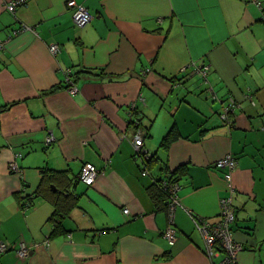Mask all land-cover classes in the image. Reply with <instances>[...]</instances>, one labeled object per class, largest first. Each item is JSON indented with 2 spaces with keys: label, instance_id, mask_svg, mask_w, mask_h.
<instances>
[{
  "label": "crops",
  "instance_id": "obj_1",
  "mask_svg": "<svg viewBox=\"0 0 264 264\" xmlns=\"http://www.w3.org/2000/svg\"><path fill=\"white\" fill-rule=\"evenodd\" d=\"M13 1L0 0V264H217L194 219H219L228 185L212 164L226 153L237 264H264V0ZM77 5L91 15L82 27ZM193 65H208V84ZM230 97L239 107L225 123ZM85 163L98 170L89 186L77 180ZM44 168L66 172L74 201L52 236L53 203L35 195ZM170 176L173 244L148 191Z\"/></svg>",
  "mask_w": 264,
  "mask_h": 264
},
{
  "label": "built area",
  "instance_id": "obj_2",
  "mask_svg": "<svg viewBox=\"0 0 264 264\" xmlns=\"http://www.w3.org/2000/svg\"><path fill=\"white\" fill-rule=\"evenodd\" d=\"M25 3V0H14L9 4L10 8L15 7L16 5H22ZM256 4L260 6V2L256 1ZM72 19L74 23L82 27L86 25L91 20V15L88 10L82 6L77 5L72 12ZM2 43L0 42V47ZM57 50L56 45L51 46V51L55 52ZM185 68H180L181 72H184ZM193 70L200 74L202 78L203 84H208V80L206 78L208 65H193ZM70 70L67 71V75L69 76ZM207 89L209 91L212 90L211 86H208ZM75 88L71 86L69 88L70 93H74ZM246 98L251 100V95L246 94ZM239 107V104L233 99L228 98L226 102L222 104V108L220 111V118L223 122H228L229 115L232 114L235 108ZM45 144H51L55 141V137L52 133H47L44 137ZM143 138L141 136V130L138 129L135 131L133 136V145L137 150V153H140L144 159H147V154H145L144 150L141 151L140 148L142 146ZM147 152V151H146ZM19 155V154H17ZM237 161L236 158L230 154L226 153L221 158L217 159L213 162L212 166L216 169L223 170V178L227 182L228 185V193L219 199V219L216 222H209L204 219H194L195 226L203 235L204 243H205V253L207 257L213 258L219 252L221 254L220 259L217 264H237L236 256L240 250L243 249V245L237 242L233 238L231 225L235 220V211L232 204V192L233 188L230 186L231 173L236 167ZM8 168L12 172L20 173V169L16 165L15 162L11 161L8 165ZM146 174V170L144 169L142 175ZM98 175L97 168L90 164H83L80 173L78 174L79 180L82 181L86 185H92L94 183L95 178ZM161 186L168 193V205H167V213L170 217L169 225L165 228L162 235L168 241L169 244H173L176 236V229L173 224V211L177 204V194L176 191L178 189L177 183H169L166 180L160 182ZM25 190V189H24ZM23 190V191H24ZM23 210H26L29 207V203L24 201ZM123 212L127 213L128 209L123 208ZM6 250V245L3 241L0 240V253ZM14 251L17 257L22 258L26 257L29 252V247L23 242H18L17 246L14 247Z\"/></svg>",
  "mask_w": 264,
  "mask_h": 264
},
{
  "label": "trees",
  "instance_id": "obj_3",
  "mask_svg": "<svg viewBox=\"0 0 264 264\" xmlns=\"http://www.w3.org/2000/svg\"><path fill=\"white\" fill-rule=\"evenodd\" d=\"M2 47H3V43L0 49H2ZM74 74L78 75V73H74ZM74 74L69 73V75H74ZM138 129L139 128H137L136 130ZM163 144H165V142ZM153 160H154V155L149 156L146 159L145 166L147 167L148 166L147 164L151 163ZM58 180H64L65 182L58 185L56 183V181ZM77 180H79L78 176H77ZM163 180L164 179L162 178L155 179L154 182L149 186L148 191L157 202H161V206H163L164 209H167V205L169 203L168 201L169 197L167 191L160 184V182ZM165 180L169 183L176 182V178H172L171 176L169 177V179H165ZM70 182L71 179L67 177L66 172L63 170L57 171L54 169L44 168L42 171L41 182L37 190V194L35 195H37V197H43L44 199L53 203L54 211L50 217V222L52 223L53 229L50 233V236L64 233L62 227V221L65 218L67 209L74 204L72 197L67 196L70 199L65 197V195H69L67 191ZM23 204L24 203H22V208L24 207ZM30 205L32 204L30 203Z\"/></svg>",
  "mask_w": 264,
  "mask_h": 264
},
{
  "label": "water",
  "instance_id": "obj_4",
  "mask_svg": "<svg viewBox=\"0 0 264 264\" xmlns=\"http://www.w3.org/2000/svg\"><path fill=\"white\" fill-rule=\"evenodd\" d=\"M135 123H136V127L138 128V125H139V122H138V120H137V121H135Z\"/></svg>",
  "mask_w": 264,
  "mask_h": 264
},
{
  "label": "rangeland",
  "instance_id": "obj_5",
  "mask_svg": "<svg viewBox=\"0 0 264 264\" xmlns=\"http://www.w3.org/2000/svg\"><path fill=\"white\" fill-rule=\"evenodd\" d=\"M28 209H26L25 211H27Z\"/></svg>",
  "mask_w": 264,
  "mask_h": 264
},
{
  "label": "clouds",
  "instance_id": "obj_6",
  "mask_svg": "<svg viewBox=\"0 0 264 264\" xmlns=\"http://www.w3.org/2000/svg\"><path fill=\"white\" fill-rule=\"evenodd\" d=\"M12 172V171H11Z\"/></svg>",
  "mask_w": 264,
  "mask_h": 264
}]
</instances>
